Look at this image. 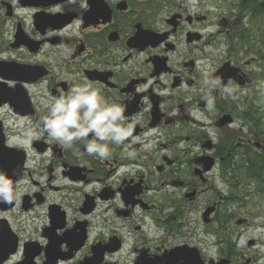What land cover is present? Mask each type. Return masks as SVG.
I'll list each match as a JSON object with an SVG mask.
<instances>
[{
	"label": "flooded vegetation",
	"instance_id": "1",
	"mask_svg": "<svg viewBox=\"0 0 264 264\" xmlns=\"http://www.w3.org/2000/svg\"><path fill=\"white\" fill-rule=\"evenodd\" d=\"M215 12L208 0H0V171L22 160L27 188L0 206V264H264L259 211L251 229L217 187L218 149L230 143L221 129L246 115L255 74L217 54ZM226 63L233 96L222 93ZM213 68L219 83L206 95ZM85 79L136 121L135 158L32 139L45 94Z\"/></svg>",
	"mask_w": 264,
	"mask_h": 264
},
{
	"label": "clouds",
	"instance_id": "2",
	"mask_svg": "<svg viewBox=\"0 0 264 264\" xmlns=\"http://www.w3.org/2000/svg\"><path fill=\"white\" fill-rule=\"evenodd\" d=\"M68 2L75 3L76 0ZM81 6L86 7V0H81ZM213 71L214 68L204 74L202 87L207 90L206 95L219 83L211 75ZM237 91L239 85L232 78L222 88V93L228 96H233ZM45 97V114L33 126L32 139H39L46 133L51 141L66 150L73 149L81 142L84 148L81 155L101 161L110 159L115 148L119 147L125 149L128 158H135L136 153L131 149L129 141L133 137L136 121L125 116V105L105 96L101 85L85 79L80 83H73L66 92L58 90L57 95L46 93ZM207 108L209 111L214 110V99L207 100ZM149 146L144 144L145 148ZM26 191L27 188L22 187L21 182H14L13 178L0 171V203L11 204L19 200Z\"/></svg>",
	"mask_w": 264,
	"mask_h": 264
},
{
	"label": "trees",
	"instance_id": "3",
	"mask_svg": "<svg viewBox=\"0 0 264 264\" xmlns=\"http://www.w3.org/2000/svg\"><path fill=\"white\" fill-rule=\"evenodd\" d=\"M219 3L227 7L223 11L226 21L223 37L228 53L235 57H254L264 64V0H221ZM249 108L250 128L264 134V104H251ZM240 150L237 155L231 154L235 156L232 165L226 162L227 166H223L224 172L232 174L234 187H242L241 172L255 178L257 183L264 182V146L255 153L249 147Z\"/></svg>",
	"mask_w": 264,
	"mask_h": 264
},
{
	"label": "rangeland",
	"instance_id": "4",
	"mask_svg": "<svg viewBox=\"0 0 264 264\" xmlns=\"http://www.w3.org/2000/svg\"><path fill=\"white\" fill-rule=\"evenodd\" d=\"M208 1H211L212 3H213V6L215 5L216 7H214V8H216L217 10H216V18H217V21L219 22V19H220V16H221V13H222V7H217V1L218 0H208ZM217 22V23H218ZM219 39H221L222 40V38L221 37H219L218 38V43H219ZM217 43V44H218ZM223 48H221V46H220V44H218V55L219 56H223L222 54H223ZM220 59V58H219ZM255 68L258 70V66H255ZM252 86H259L258 84H255V85H252ZM247 98H248V101L249 102H256V103H259V99H257V97L254 95V93H253V91H250V88L249 89H247V91L245 92V94H244ZM261 104H264V99L263 100H261ZM246 113H248L247 111H246ZM240 123H242V119H239L238 120ZM243 124V123H242ZM223 127V126H222ZM242 130H244L243 128H239V125L237 124L236 126L235 125H232V126H227V127H224V128H222L221 129V132H220V137H221V139H222V141H221V143H223V142H227V141H229L231 138H234V139H236V136H245L246 137V139H251V141H252V143L251 144H249L250 145V147H252L253 149H256L257 150V147L255 146V141H258V142H261V143H263L264 144V134H262V136H260V135H258V136H255V134H251L250 136H248V135H245V131H242ZM218 169V172H220V169H219V167L217 168ZM239 176H241L242 177V175H241V173H240V175ZM218 182L219 181H217V185H218ZM250 183H251V181H250ZM218 187L219 188H224L225 189V191L227 190V188H226V186L225 185H223V183L221 182L220 183V185H218ZM246 197H247V195H246ZM248 202H247V204H246V210H248L249 209V212L248 213H246V215H248V217H251V218H253L254 217V215H255V213L254 214H252L251 212L253 211V210H255V208L257 207V204H253V194H251V195H249L248 196ZM264 199V198H263ZM263 203H264V200H263ZM243 205H244V201H243ZM258 207L259 208H261L262 209V207H261V204H259L258 205ZM240 208V206L238 205V203H236V204H234L233 206H232V208L231 209H233L236 213H238V214H235V215H238V216H243L244 214H243V212H241V210L239 209ZM225 211V210H224ZM257 211H259V213H261V211L260 210H257ZM264 211H262V213H263ZM230 214V213H229Z\"/></svg>",
	"mask_w": 264,
	"mask_h": 264
},
{
	"label": "water",
	"instance_id": "5",
	"mask_svg": "<svg viewBox=\"0 0 264 264\" xmlns=\"http://www.w3.org/2000/svg\"><path fill=\"white\" fill-rule=\"evenodd\" d=\"M227 77L229 78V77H231V74L229 73V72H227ZM14 179V181H15V178H13Z\"/></svg>",
	"mask_w": 264,
	"mask_h": 264
}]
</instances>
